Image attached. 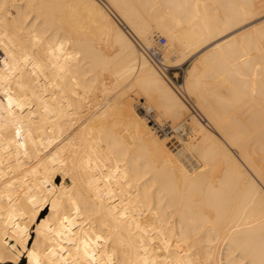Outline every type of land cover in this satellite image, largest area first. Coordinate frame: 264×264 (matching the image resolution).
Here are the masks:
<instances>
[{"label":"bare ground","instance_id":"6f19581e","mask_svg":"<svg viewBox=\"0 0 264 264\" xmlns=\"http://www.w3.org/2000/svg\"><path fill=\"white\" fill-rule=\"evenodd\" d=\"M23 258L264 264V0H0V264Z\"/></svg>","mask_w":264,"mask_h":264},{"label":"rangeland","instance_id":"374dc122","mask_svg":"<svg viewBox=\"0 0 264 264\" xmlns=\"http://www.w3.org/2000/svg\"><path fill=\"white\" fill-rule=\"evenodd\" d=\"M162 52H163V50L161 49L160 55ZM187 66H188V62L186 64L180 66V67H175L173 69L170 68V78L172 80L174 79L173 81H175L176 84H181L183 82ZM175 72H178V75L175 76ZM191 106H193V105L191 104ZM169 122L171 123V121H169Z\"/></svg>","mask_w":264,"mask_h":264},{"label":"built area","instance_id":"2783aa9c","mask_svg":"<svg viewBox=\"0 0 264 264\" xmlns=\"http://www.w3.org/2000/svg\"><path fill=\"white\" fill-rule=\"evenodd\" d=\"M165 43V39L163 37L158 38L156 46L151 49L144 50L146 54L151 57L152 59L156 60V62H160V50ZM152 119V118H151ZM155 123V121L152 122V124ZM163 132V131H162Z\"/></svg>","mask_w":264,"mask_h":264},{"label":"trees","instance_id":"16d2710c","mask_svg":"<svg viewBox=\"0 0 264 264\" xmlns=\"http://www.w3.org/2000/svg\"><path fill=\"white\" fill-rule=\"evenodd\" d=\"M23 263L25 264V259L24 258L22 259V263L21 264H23Z\"/></svg>","mask_w":264,"mask_h":264}]
</instances>
